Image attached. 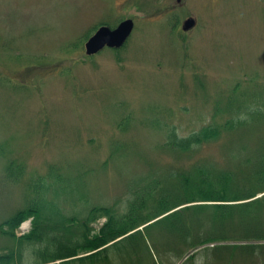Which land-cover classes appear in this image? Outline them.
Masks as SVG:
<instances>
[{
	"label": "rangeland",
	"instance_id": "1",
	"mask_svg": "<svg viewBox=\"0 0 264 264\" xmlns=\"http://www.w3.org/2000/svg\"><path fill=\"white\" fill-rule=\"evenodd\" d=\"M188 17L195 24L183 30ZM127 18L133 28L121 46L86 52L99 26L115 27ZM257 71L264 72V0H0V223L29 203L31 177L52 179L51 164L69 171L78 190L68 187L69 195L57 192L56 199L65 215L78 218L92 205L112 206L120 215L132 190L155 181L153 189L138 191L146 197V214L151 196L173 186L169 174L188 173L196 163L250 166L264 149V129L223 132L186 152L162 144L167 122L179 135L207 124L211 105H222L239 79ZM260 87L264 91L263 81L242 82L231 94L240 100L246 90L251 103L260 104ZM9 157L22 160L17 182L7 177ZM262 218L252 238L231 226L203 227L200 237L224 231L229 239L192 251L179 238L174 218H162L146 230L139 227L143 238L110 247L108 261L97 264H264ZM25 220L17 236L30 231L32 217ZM105 220L96 219L94 230ZM21 243L0 231V254L15 249L16 263L34 264L39 251L54 249L46 241ZM62 260L52 263H71Z\"/></svg>",
	"mask_w": 264,
	"mask_h": 264
},
{
	"label": "trees",
	"instance_id": "2",
	"mask_svg": "<svg viewBox=\"0 0 264 264\" xmlns=\"http://www.w3.org/2000/svg\"><path fill=\"white\" fill-rule=\"evenodd\" d=\"M244 77L245 79H239L229 90L222 105L219 102L214 104L215 106L211 105L214 108V114L207 124L201 125L188 134L179 135L175 125L167 122L164 125L165 141L162 146L170 148L173 152H186L208 141L217 140L223 132L231 135L246 132V130L264 129L263 89L260 87L262 90L258 89L259 91L256 92L263 95L260 104H252L249 98L251 94L248 95L246 90L237 95L240 100H236L231 94L238 92L239 88L236 86L242 82L256 80L264 82V72H252ZM256 86L251 85L252 88ZM220 112L227 113L221 121L216 117ZM154 124L159 126L156 119ZM253 157L254 163L250 166L236 165L233 168H227L196 163L188 173L182 170L177 175L170 173V177L174 179L173 186L161 189L159 196H151L153 206L146 214H142L146 197H141L138 192L144 190L145 187H143L132 190L126 203L127 209L120 215L112 206L92 205L82 218L67 216L62 212L60 200L56 199L57 192L69 195L68 187L71 192L78 189L75 186L72 188L69 171L61 172L59 167L55 168L51 164L48 177L52 179L43 176L36 179L31 177L27 187L25 184L32 194L31 200L2 221L0 231L17 240L18 244H22L24 240L29 244L46 241V245H54L52 250H49L47 246L45 251H39V257L34 264H55L52 262L57 259L68 261L66 263H73L76 260L82 262L88 259L90 264L101 263L102 260L108 261L107 253L110 247L136 235L143 238V230L139 228L140 226L146 230L157 220L170 217L174 218V226L178 229L179 238L187 246V251L206 242L229 239L224 231L216 233L218 234L216 236H212L211 231H206L207 235L200 237L201 229L209 225L221 229L231 226L239 231L237 233H242L246 238H252L258 234L259 224L264 215V149ZM16 161L17 163L10 157L6 160L9 170L7 177L14 182H17L24 172L20 161ZM242 171L245 172L244 181L239 177ZM151 183L149 189H153L155 181ZM247 184L250 188L244 190ZM48 193H51L50 197ZM259 193L263 194L257 196ZM80 196L83 194L80 193ZM62 201H68V199ZM102 216L106 217L105 222L94 230L92 223ZM29 217H32L30 231L17 236L15 229ZM205 222L209 223L203 224ZM81 251L88 253L76 256ZM16 255L15 249L10 248L8 253L0 254V259L4 260L0 264H21L14 261Z\"/></svg>",
	"mask_w": 264,
	"mask_h": 264
},
{
	"label": "water",
	"instance_id": "3",
	"mask_svg": "<svg viewBox=\"0 0 264 264\" xmlns=\"http://www.w3.org/2000/svg\"><path fill=\"white\" fill-rule=\"evenodd\" d=\"M195 19L188 17L183 21L182 28L187 30L193 27ZM133 28V20L130 18L120 21L115 27L108 25H101L91 35L86 42V52L91 54L107 45L110 47H119L129 36Z\"/></svg>",
	"mask_w": 264,
	"mask_h": 264
},
{
	"label": "bare ground",
	"instance_id": "4",
	"mask_svg": "<svg viewBox=\"0 0 264 264\" xmlns=\"http://www.w3.org/2000/svg\"><path fill=\"white\" fill-rule=\"evenodd\" d=\"M28 224H29V223L26 221V222L24 223L23 227H24V228H27V227H28Z\"/></svg>",
	"mask_w": 264,
	"mask_h": 264
}]
</instances>
